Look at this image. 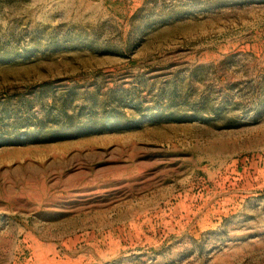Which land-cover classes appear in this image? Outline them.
I'll use <instances>...</instances> for the list:
<instances>
[{
    "label": "rangeland",
    "instance_id": "obj_1",
    "mask_svg": "<svg viewBox=\"0 0 264 264\" xmlns=\"http://www.w3.org/2000/svg\"><path fill=\"white\" fill-rule=\"evenodd\" d=\"M0 264H264V0H0Z\"/></svg>",
    "mask_w": 264,
    "mask_h": 264
},
{
    "label": "trees",
    "instance_id": "obj_2",
    "mask_svg": "<svg viewBox=\"0 0 264 264\" xmlns=\"http://www.w3.org/2000/svg\"><path fill=\"white\" fill-rule=\"evenodd\" d=\"M10 142H12V141H10Z\"/></svg>",
    "mask_w": 264,
    "mask_h": 264
}]
</instances>
